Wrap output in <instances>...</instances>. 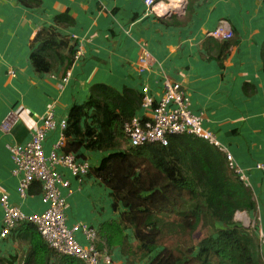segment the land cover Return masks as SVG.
Returning a JSON list of instances; mask_svg holds the SVG:
<instances>
[{"label":"crops","instance_id":"0c3cea01","mask_svg":"<svg viewBox=\"0 0 264 264\" xmlns=\"http://www.w3.org/2000/svg\"><path fill=\"white\" fill-rule=\"evenodd\" d=\"M185 1L182 15L173 11L158 16L147 11L144 0H42L35 8L19 0H0V123L10 110H24L8 133L0 128V195L6 193L9 202L26 214L40 213L45 208L38 183L29 187L26 197L18 194L19 177L12 173L14 164L7 145L25 144L48 109L58 122L66 118L73 104L87 99L93 85L116 91L123 87L139 91L146 85L157 96L168 78L185 87L192 111L202 113L203 126L234 157L257 202L256 210L247 216L253 219L254 230L264 234L263 172L256 168L264 161V71L260 58L264 0ZM62 13L70 23L66 18L63 24L55 21ZM219 20L228 22L234 32L223 54L211 40L205 42ZM44 31L53 33L56 41L63 38L69 45L75 41L82 44L84 56L70 67L67 81L62 80V66L43 73L36 72L31 64V51L38 45L34 39L37 34L43 39ZM142 48L151 53L154 62L140 71L137 58ZM219 55L223 58L217 60ZM59 135V128L47 132L46 151ZM86 154L97 162L101 157L100 151ZM67 177L71 189L66 196L68 224L84 222L98 229L96 225L118 219L121 208L112 209L110 190L99 180L90 173L83 182L68 172ZM18 228L0 237V258L6 260L16 253L12 248L19 241L24 252L18 258L26 264L28 245L19 239ZM125 233L134 242L132 230L127 228ZM200 240L193 242L195 247ZM259 244L264 263V242L259 240ZM108 251L113 264H127L119 247ZM147 261L145 258L135 264Z\"/></svg>","mask_w":264,"mask_h":264},{"label":"trees","instance_id":"16d2710c","mask_svg":"<svg viewBox=\"0 0 264 264\" xmlns=\"http://www.w3.org/2000/svg\"><path fill=\"white\" fill-rule=\"evenodd\" d=\"M19 2L29 8L42 4V0ZM66 17L62 13L55 21L63 24ZM43 34V39L35 37L38 45L30 54L34 70L49 73L62 66L66 71L76 41L69 45L63 38L56 41L49 31ZM206 39L222 54L230 46L229 40L217 42L209 35ZM260 58L264 71V40ZM141 101L142 93L135 88L116 91L96 84L87 99L73 104L66 116L62 149L89 162L87 151L102 152L95 166L90 162L89 173L110 190L112 209L121 208L118 219L98 225L99 241H103L99 247H119L127 264L145 258L147 264H264L258 231L234 219L236 211L256 210L253 191L228 169L216 147L190 134L173 135L165 146L123 147L122 124L139 110ZM209 221L213 234L195 247L194 233ZM127 228L134 242L128 240ZM17 234L28 245L26 264L27 259L28 264H84L75 257L56 255L32 224L22 223ZM166 237L174 239L173 246L161 242ZM0 264L13 261L0 258Z\"/></svg>","mask_w":264,"mask_h":264},{"label":"built area","instance_id":"2783aa9c","mask_svg":"<svg viewBox=\"0 0 264 264\" xmlns=\"http://www.w3.org/2000/svg\"><path fill=\"white\" fill-rule=\"evenodd\" d=\"M185 3V0H144L147 11H152L158 16L171 14L173 11L182 15ZM208 35L220 41H227L233 38L234 32L228 22L219 20ZM83 56L82 44L77 43L70 67ZM153 62L151 53L142 48L137 58L138 69L143 71ZM69 76L70 68L65 71L62 80L67 81ZM140 91L142 101L139 110L122 124L126 147H138L147 143L165 146L168 144L169 137L173 135H194L216 147L224 155L228 169L240 180L246 181L240 167L225 145L211 130L203 126L202 113L192 111L189 94L180 82L165 78L157 96L151 94L146 85L142 86ZM23 111L21 107L10 110L0 123L2 131L8 133ZM39 119L40 123H35L30 139L25 144L11 143L7 145V149L14 164L12 173L19 177L18 194L22 198L26 197L29 187L33 183H38L41 201L45 208L40 213L26 214L9 202L6 193H1L0 237H6L22 223H29L36 228L46 245L58 256L75 257L84 264H113L108 249L98 246L99 236L96 227L84 222L67 223L66 196L71 192L67 172L77 181L83 182L90 170L89 160L80 159L62 149L65 144L63 132L67 126L65 117L56 122L53 111L48 109ZM57 128L60 129V135L52 148L46 151L44 144L47 132ZM256 168L263 172L264 182V161L258 162ZM245 184L247 185V182ZM247 218L244 211H236L234 214V219L242 225L248 221ZM252 228H254L253 223ZM258 234L263 243L264 234L262 231H258Z\"/></svg>","mask_w":264,"mask_h":264},{"label":"rangeland","instance_id":"374dc122","mask_svg":"<svg viewBox=\"0 0 264 264\" xmlns=\"http://www.w3.org/2000/svg\"><path fill=\"white\" fill-rule=\"evenodd\" d=\"M123 147H126V142H124L123 143ZM103 153L101 152V154H99L100 156H103L102 155ZM101 158V157H100ZM90 162L92 163V166H95L98 162L97 161H93V159H90ZM92 175V174H91ZM93 176V175H92ZM245 214L247 215V212H245ZM248 217V216H247ZM251 217V216H250ZM248 219V221L245 223V225H243V226H245V227H248V228H250V227H252V223H253V219L252 218H250L249 219V217L247 218ZM211 221H209L208 222V224L207 225H204V226H200L199 227V229L196 231V233H195V239H194V241L195 242H197L198 241V238H200V239H202V238H204L205 236H207V235H209V234H213V232H214V227H213V225H212V223H210ZM96 226H98V225H96ZM97 228V227H96ZM20 239V238H19ZM21 240V239H20ZM174 239H172V238H170V237H166V238H163L162 239V243L163 244H166V245H169V246H173L174 245V241H173ZM192 240H193V238H192ZM193 241V242H194ZM13 250H15L16 251V253H14V254H9V257H8V259H12V261H13V264H23V262H21L23 259H21L20 261H19V256L18 255H20V254H22L24 251H21V250H23L24 248L20 245V243H19V241H18V243L12 248ZM13 255V256H12ZM24 261V260H23ZM27 261V264L29 263L28 262V259L26 260Z\"/></svg>","mask_w":264,"mask_h":264}]
</instances>
